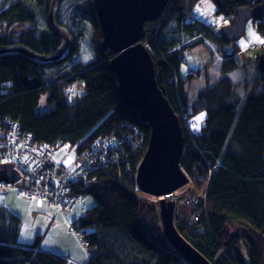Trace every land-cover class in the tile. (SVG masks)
<instances>
[{
  "label": "trees",
  "instance_id": "16d2710c",
  "mask_svg": "<svg viewBox=\"0 0 264 264\" xmlns=\"http://www.w3.org/2000/svg\"><path fill=\"white\" fill-rule=\"evenodd\" d=\"M35 1L47 15L53 0ZM196 1L170 0L165 15L156 23H149L154 25L150 29L155 31L145 39L155 64L158 86L165 92L183 130L181 169L192 183L205 188L203 203L188 216L177 214L176 227L213 264H263L264 86L261 78H257L240 99L226 75L237 69L231 61L223 65L221 79L212 85L209 78L206 79L208 84L196 93V98L190 95L187 83L197 72L191 71L185 80L181 76L185 59L180 57L181 50L177 47L182 38L203 34L221 47L227 45L222 37L213 35L210 27L198 20L195 23L199 25L183 24L184 18L193 12ZM213 1L217 13L235 16L232 26L239 9H253L264 2ZM29 6L16 1L0 9V51H5L0 54L1 123L6 124L5 119L14 120L40 144L70 143L79 146L78 153L88 151L102 140H107L108 144L118 140L121 145L112 154L107 152L104 160L100 159L104 168L97 171V180L85 188V192L77 193L85 194L84 203L88 208L85 216L72 222V226L78 230L80 242L85 243L92 254L86 263L80 264H183L176 251L156 246L141 229L140 222L147 208L138 197L137 166L148 150L151 131L140 120L139 112L127 109L121 101L118 79L109 67L112 53L101 47L103 32L95 9L91 24L97 43L96 61L86 67L77 65L70 76L60 75L47 83L45 69L74 59L80 51L79 38L71 35L67 54L59 60L50 63L34 60L33 56L57 55L63 40L50 30L39 36L36 30L28 29L30 24L37 25L36 14ZM263 19L264 12L252 20L264 42ZM174 26L177 30L173 31ZM238 53L236 49L234 55ZM73 84L85 91L74 103L67 93ZM45 96L48 111L40 117L37 110ZM192 99L195 100L191 102ZM202 113L207 117L200 136H194V119ZM128 124L135 125L137 130H133L135 126L129 128ZM139 131L145 133L140 139L146 143L142 142L138 154H130L128 150L133 148L127 143ZM88 199L94 201L93 207ZM190 220H194L193 225ZM22 225L20 217L0 207V264H76L64 252L44 250L43 242L48 234L36 235L31 244L22 243ZM240 239L243 242L238 249H243L248 262L235 249Z\"/></svg>",
  "mask_w": 264,
  "mask_h": 264
},
{
  "label": "rangeland",
  "instance_id": "374dc122",
  "mask_svg": "<svg viewBox=\"0 0 264 264\" xmlns=\"http://www.w3.org/2000/svg\"><path fill=\"white\" fill-rule=\"evenodd\" d=\"M16 1H22L30 5L29 8L36 14L37 29L40 32L46 31L52 26L51 30L54 34L62 38L63 46L61 51L57 55L52 56L57 60L63 58L67 54V49L73 38L71 35L74 36L75 34V36L77 35L79 38L78 43L80 51L77 56L62 66L61 63L60 66L45 69V82L48 83L56 80L60 75L63 77L67 75L70 76V72L72 73L77 65L86 67L96 61L97 55L94 49L97 43L93 36L95 29L91 24V21L94 20L92 13L95 9L94 0H53L52 3H50L47 15L43 13L35 0H1L0 9L7 8L10 6V3ZM194 7L193 11L198 21L209 27H213L215 31L219 33L222 28L232 26L233 19H236L235 16L232 15H220L217 13V7L213 0H197ZM51 18L53 20L52 25L50 23ZM149 23L145 25L147 35L151 33V30L148 29L154 27V25L152 26V24ZM147 26L149 27L148 29ZM30 28L31 27L28 25V29ZM174 30H177L175 26L173 31ZM198 37L199 36L189 37L188 39L182 38L177 47L179 51L181 50L180 57L185 59L180 70L182 78L184 80L189 78L191 71L197 72L196 76L192 77L191 81L187 83L189 87L188 92L193 98H196L197 92L202 91L206 87L208 84H206V79L209 78V85H212L224 76V62L229 63L233 61L237 65V69L233 70L234 72L227 75V77H229L234 84L236 93L240 96V99L244 97L246 87L251 88L257 78L262 79L256 60L264 53V42L262 40V33L259 32L253 20L248 22L246 33L240 41L235 42L237 44L231 43L230 45L221 47L220 44L207 39L203 34L202 37ZM201 39L204 40L203 46L195 45L194 48L189 49V47H192L191 41H199ZM236 49H239V53L235 56L232 53H234ZM33 58L42 63L52 62L48 60L50 57L41 59L33 56ZM67 93L70 95L71 102L74 103L75 100H79L84 95L85 91L83 88L78 87L77 84H73L72 88H70ZM44 98H46V96ZM194 100L195 99H192L191 102ZM201 117L203 118L200 119ZM206 117V113L201 114L197 117L196 121L202 123ZM24 185L25 182L20 181L16 184V188H22ZM204 190L205 188L203 185L198 186L195 182H191L184 188L178 190V196L174 198V200L178 199L174 203L177 205L176 214L179 215L182 213L188 216L191 212L194 213L195 209L199 208L201 203H203ZM138 193L140 194V196H138L139 199L145 202L147 208L142 220L147 222L149 225L146 224L151 226L157 235L163 237L162 222L159 216L160 207L158 197L146 194L139 188ZM8 198H11L13 204H16V212L19 213V215L16 216L20 217L23 222L20 238L22 243L31 244L36 235L48 234L43 242V248L46 252H64L65 255L72 257V261L76 264L87 262L85 248L78 238L79 232L72 226V222L85 216V212L80 209V211L75 209L67 215H62L47 202L39 199H35L30 204L22 200V205H20L15 203V198H23L15 191L12 189H0V204L3 200L9 202ZM88 202L92 207L95 205L94 201L91 199H88ZM242 242L243 240L240 239L237 245L235 243V249H238V246H241ZM237 251L241 254L243 252V256L246 257L241 247H239ZM182 261L183 264H189L184 258H182Z\"/></svg>",
  "mask_w": 264,
  "mask_h": 264
},
{
  "label": "water",
  "instance_id": "95a60500",
  "mask_svg": "<svg viewBox=\"0 0 264 264\" xmlns=\"http://www.w3.org/2000/svg\"><path fill=\"white\" fill-rule=\"evenodd\" d=\"M170 0H94L97 17L103 32L102 49L116 54L110 60V70L118 79V92L123 105L138 111L140 120L150 126L149 148L136 178L139 189L146 194L161 197L172 194L189 181L181 169L184 153V135L179 118L174 113L156 80L155 64L141 44L145 25L157 21ZM264 2L253 9H239L233 26L221 29L227 43L240 41L247 23L262 15ZM5 51H0L2 54ZM258 69L264 86V53ZM48 111L45 100L37 110L42 117ZM20 174L11 164L0 165V182L15 184ZM163 237L157 236L145 221L141 228L156 246L176 251L189 264H213L197 251L177 230L174 220L175 204L160 202Z\"/></svg>",
  "mask_w": 264,
  "mask_h": 264
},
{
  "label": "built area",
  "instance_id": "2783aa9c",
  "mask_svg": "<svg viewBox=\"0 0 264 264\" xmlns=\"http://www.w3.org/2000/svg\"><path fill=\"white\" fill-rule=\"evenodd\" d=\"M2 120L0 118V165H13L20 174L18 182H25L22 188H16L18 182L1 184L2 187L15 189L26 201L47 202L63 214L75 207L85 211V194L77 193L85 192V188L97 180V171L104 168L100 159L104 160L107 152L112 154L121 146L118 140H111L112 144L102 140L88 151L78 153L79 146L69 143L40 144L32 133L23 131L18 122L5 119L7 123L3 124ZM193 219H197L195 214ZM87 256L90 258L92 254Z\"/></svg>",
  "mask_w": 264,
  "mask_h": 264
},
{
  "label": "bare ground",
  "instance_id": "6f19581e",
  "mask_svg": "<svg viewBox=\"0 0 264 264\" xmlns=\"http://www.w3.org/2000/svg\"><path fill=\"white\" fill-rule=\"evenodd\" d=\"M1 1V0H0ZM169 3H170V1H169ZM11 4V3H10ZM168 6H169V4H168ZM168 6H167V8H168ZM167 8H166V10L164 11V15H165V13H166V11H167ZM98 18V17H97ZM255 18V17H254ZM253 19V18H252ZM251 19V20H252ZM196 20H198L197 19V17H196V15H195V13H194V11L191 13V14H189L187 17H185L184 18V20H183V24H185V25H190V26H195V25H199L198 23H195V21ZM99 21V20H98ZM250 21V20H249ZM262 22L264 23V19L262 20ZM50 23H51V25H52V23H53V20H52V18L50 19ZM161 23V22H160ZM248 24V23H247ZM99 25H100V23H99ZM31 28L30 29H34V30H36V32L39 34V36L44 32V31H42V32H40L38 29H37V25H32V24H30L29 25ZM101 27V26H100ZM227 27V26H226ZM52 29V26L50 27V29H48V30H50L51 31V33H53L54 34V32L51 30ZM148 30H151V29H148ZM209 30H210V32H212L213 33V35H216V36H220L221 37V31H220V33L219 32H216L215 31V29L213 28V27H210L209 28ZM153 31H155L154 29L153 30H151V33H153ZM149 37H151V34L149 33L148 35L146 34V29H145V37H144V39L141 41V44L145 47V49L148 51V49H149V46H148V43H146V41H145V39L146 38H149ZM200 37H202V36H200ZM199 38V37H198ZM223 39V38H222ZM263 40V39H262ZM192 42V46L194 45H196V46H203L204 45V40L203 39H201V40H199V41H191ZM226 42V41H225ZM215 43V42H214ZM227 43V42H226ZM231 43H227V45H230ZM62 46H63V44H62ZM111 52V51H110ZM112 53V52H111ZM148 53H149V51H148ZM233 55H234V53H232ZM116 56V54H114V53H112L111 54V57H110V59H112V58H114ZM236 56V55H235ZM41 59H45V58H41ZM259 59H260V57H258L257 58V62H259ZM48 60H50V61H56L57 59L56 58H54V57H50ZM225 64V62L223 63V65ZM257 67H258V64H257ZM259 70V69H258ZM155 71H156V69H155ZM232 72H234V71H231V72H229V73H227L226 75H230V73H232ZM260 72V71H259ZM229 78V77H228ZM262 81V80H261ZM246 88H249V87H246ZM162 90V89H161ZM163 91V90H162ZM165 93V92H164ZM167 99V98H166ZM169 102V101H168ZM169 104H170V102H169ZM170 106H171V104H170ZM172 107V106H171ZM134 111V110H133ZM138 112V111H137ZM202 114H205V113H202ZM201 115V114H200ZM199 116V115H198ZM197 116V117H198ZM178 117V116H177ZM197 117L194 119V122H193V134H194V136H200V128L202 127V125H204V122L205 121H203L202 123H199V122H197L196 121V119H197ZM179 118V117H178ZM206 119V118H205ZM204 119V120H205ZM180 121V120H179ZM133 126H135V125H132V124H128V127L129 128H132ZM150 127V126H149ZM133 130H137V127L135 126V129H133ZM150 131H151V129H150ZM140 133H136V134H134L133 136H132V138L129 140V142L127 143V145H128V147H131L132 146V148L133 149H129L128 151H129V153L130 154H133V153H137L138 154V151L140 152L141 150H142V147H143V144H145L146 142L145 141H143V140H141L140 138H142L143 137V135L142 134H144L145 135V133H143L142 131H139ZM150 138H151V132H150V135H149V141H148V147H147V149L149 148V143H150ZM142 142H143V144H142ZM142 162H143V160L142 161H140V163L138 164V166H137V175H138V170H139V167H140V165L142 164ZM184 172V171H183ZM185 173V172H184ZM189 179V178H188ZM191 183V181H190V179H189V181L187 182V184H185V186H187L188 184H190ZM1 184H5V183H2V182H0V189H4L3 187H2V185ZM185 186H183L182 188H184ZM182 188H180V189H182ZM180 189H178V190H180ZM178 190H176L175 192H173L172 194H166V195H163V196H161V197H158V201L159 202H166V203H170V202H173V203H175L176 202V200H178V199H176V200H174V198L175 197H177L178 196ZM175 206H177V205H175ZM194 220H190L189 221V223H192V225L194 224V222H193ZM154 232V231H153ZM155 233V232H154ZM156 234V233H155ZM157 235V234H156ZM158 236V235H157ZM247 260V262H248V258H247V255H246V259H245V261Z\"/></svg>",
  "mask_w": 264,
  "mask_h": 264
},
{
  "label": "crops",
  "instance_id": "0c3cea01",
  "mask_svg": "<svg viewBox=\"0 0 264 264\" xmlns=\"http://www.w3.org/2000/svg\"><path fill=\"white\" fill-rule=\"evenodd\" d=\"M13 191H15L16 193H17V191L15 190V189H12ZM18 194V193H17ZM11 196H14V195H11ZM3 199V198H2ZM22 200H24V199H20V198H15V203H18V204H20V205H22ZM8 201L9 202H5L4 200H3V202L0 204V206L1 207H5V208H8L12 213H14L15 215H19V213L18 212H16V204H13V202L11 201V198H8ZM25 202H27L28 204H30L31 202H33V201H26V200H24ZM75 209H78L79 210V208H75ZM74 209V210H75ZM80 211V210H79ZM86 259H88V257H87V253H86Z\"/></svg>",
  "mask_w": 264,
  "mask_h": 264
},
{
  "label": "clouds",
  "instance_id": "9594fccd",
  "mask_svg": "<svg viewBox=\"0 0 264 264\" xmlns=\"http://www.w3.org/2000/svg\"><path fill=\"white\" fill-rule=\"evenodd\" d=\"M147 153V152H146ZM145 157V156H144ZM144 157H143V159H144ZM142 159V160H143ZM137 178V177H136ZM137 187L139 188V186L137 185ZM8 189H12V188H8ZM158 203H159V205H160V202L158 201ZM75 208H79L80 210H81V208L80 207H75ZM74 208V209H75ZM87 208H88V206H87V203H86V210L85 211H83V212H86L87 211ZM73 209V210H74ZM73 210H71V211H73ZM70 211V212H71ZM82 211V210H81ZM69 213V212H68ZM68 213H66V214H64V215H67ZM174 220H175V226H176V216H177V214H176V206H175V211H174ZM142 221H144V220H142ZM141 221V222H142ZM147 223V222H146ZM141 224V223H140ZM148 224V223H147ZM149 225V224H148ZM152 230H153V228L151 227V226H149ZM177 228V227H176ZM178 230V229H177ZM78 236H79V234H78ZM83 246H84V248H85V251H86V253L88 254L89 252L87 251V249H88V247H87V245L84 243V244H82ZM179 255V254H178ZM88 257V256H87Z\"/></svg>",
  "mask_w": 264,
  "mask_h": 264
},
{
  "label": "flooded vegetation",
  "instance_id": "af4514ba",
  "mask_svg": "<svg viewBox=\"0 0 264 264\" xmlns=\"http://www.w3.org/2000/svg\"><path fill=\"white\" fill-rule=\"evenodd\" d=\"M42 100H45V102H46V98H43ZM47 104V103H46ZM8 209V208H7Z\"/></svg>",
  "mask_w": 264,
  "mask_h": 264
},
{
  "label": "snow or ice",
  "instance_id": "6c2138e0",
  "mask_svg": "<svg viewBox=\"0 0 264 264\" xmlns=\"http://www.w3.org/2000/svg\"><path fill=\"white\" fill-rule=\"evenodd\" d=\"M203 117H201L200 119H202Z\"/></svg>",
  "mask_w": 264,
  "mask_h": 264
}]
</instances>
